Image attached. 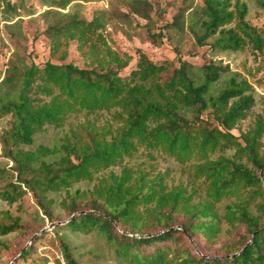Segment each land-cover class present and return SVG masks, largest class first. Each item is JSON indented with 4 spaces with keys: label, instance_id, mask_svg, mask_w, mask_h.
<instances>
[{
    "label": "trees",
    "instance_id": "16d2710c",
    "mask_svg": "<svg viewBox=\"0 0 264 264\" xmlns=\"http://www.w3.org/2000/svg\"><path fill=\"white\" fill-rule=\"evenodd\" d=\"M73 1L92 0H50L42 13L50 39L45 65L32 59L24 67L13 64L0 84V116L12 117L0 142L13 162L0 199L14 202L31 193L44 224L56 220L49 192L66 190L62 207L68 215L79 213L52 231L96 233L122 264H264V116L249 130L233 132L252 106L247 83L207 56L199 66L185 60L174 66L141 50L123 75L130 59L107 44L99 17L65 11ZM126 1L132 13L152 18L149 0ZM253 1L264 8V0ZM230 6L231 0H203L201 30L192 28L195 42L209 51H235L246 42L241 32L262 52L263 32L247 22L246 2ZM233 21L235 28L224 27ZM71 43L86 66L66 60ZM103 111L113 113L112 121L91 119ZM72 116L83 120L70 124L61 144L23 148L46 125L62 126ZM139 149L159 150L187 165L194 186L169 185L168 174L151 175L142 167L111 169ZM83 181L94 185L68 190ZM24 231L19 217L0 218L1 235ZM216 243L221 253L207 256L204 249ZM59 246L64 264H103L95 249L83 251L62 235ZM20 251L12 264H37L33 241Z\"/></svg>",
    "mask_w": 264,
    "mask_h": 264
},
{
    "label": "rangeland",
    "instance_id": "374dc122",
    "mask_svg": "<svg viewBox=\"0 0 264 264\" xmlns=\"http://www.w3.org/2000/svg\"><path fill=\"white\" fill-rule=\"evenodd\" d=\"M149 1L153 7L150 20L132 13L126 0L73 1L65 11L76 12L86 20L94 16L101 19L104 26L99 32L107 44L130 59L129 65L122 72L123 75L129 74L130 70L136 66L138 50L143 51L156 63H172L174 66H179L180 61L185 60L199 66L204 56H207L217 64L228 67L227 73L233 74L237 81L247 83L245 93L253 99L247 115L237 123L233 132L239 135L253 127L257 117L264 116V46L262 52L257 51L254 42L240 32L246 41L241 49L209 51L207 46H200L195 42L192 30V28L196 31L201 30L203 0ZM241 1L246 2L248 6L247 22L259 28L264 38V8L258 6L253 0ZM235 2L236 0H231L230 10L234 8ZM7 3L12 8L8 7ZM49 4L50 0H0V84L9 75L8 69L13 64L24 67L32 59L43 67L50 59V39L44 32L47 21L42 14ZM175 19L179 20V24H175ZM224 27L235 28L236 24L233 21ZM151 34L156 35L154 41ZM66 60L74 61L82 67L86 66V59L77 49L76 43H71ZM53 61L57 62L56 59ZM2 88L5 89L7 86ZM32 96L48 99L43 94H32ZM112 116V112L103 111L92 115L91 119L98 124H104L112 121ZM11 120V115L0 116V133L11 127ZM82 120V117L72 116L62 126L46 125L41 131L35 133L34 142L31 145H24L23 148L36 151L39 146L51 147L61 144L70 132V124ZM12 165L13 162L3 156L0 142V167L5 170L4 177L0 176V184L13 178ZM123 165L132 168L142 167L151 175L166 173L169 185L183 184L189 189L194 186L192 171L189 167L178 163L159 150H153L149 154L147 150L139 149L132 157H126L121 165H114L111 169L120 172ZM93 185L94 182L83 181L75 183L68 190L73 192L77 188H92ZM66 192V190L49 192V197L53 199L51 210L56 220L51 222L45 219L44 224L38 217L39 214L42 215V212L31 193L25 194L14 202L0 199V218L5 213H9L19 217L25 226L24 233L0 234V264H12L21 254L20 248L26 247L31 241L34 243L33 257L37 260V264H58L57 259L64 264L60 252L59 235L64 236L71 244L79 246L83 251L95 249L101 254L103 264H122L115 258L113 250L105 239L96 233H74L69 229L52 231L54 227L49 228L51 223L58 221L64 223L71 216L61 204ZM44 228L47 230L41 232ZM117 228L123 232L120 227L117 226ZM124 232L139 236L129 231ZM34 236L39 239L32 240ZM194 246L200 252L195 244ZM220 246V243H216L206 247L204 252L207 256L220 254Z\"/></svg>",
    "mask_w": 264,
    "mask_h": 264
},
{
    "label": "water",
    "instance_id": "95a60500",
    "mask_svg": "<svg viewBox=\"0 0 264 264\" xmlns=\"http://www.w3.org/2000/svg\"><path fill=\"white\" fill-rule=\"evenodd\" d=\"M79 212H76V213H73L71 216H70V218L69 219H71V218H73L76 214H78ZM68 219V220H69ZM67 220V221H68ZM61 223H63V222H60V221H58V222H53V223H51L50 224V226H49V228H52V227H54L56 224H61ZM178 228H181L180 226H177ZM173 228H175V227H173ZM45 230H47V228H44V229H42V231L41 232H44ZM136 235V234H135ZM145 236V235H144ZM188 238L190 239V237L188 236ZM191 240V239H190ZM252 240V239H251ZM250 240V241H251ZM249 241V242H250Z\"/></svg>",
    "mask_w": 264,
    "mask_h": 264
}]
</instances>
